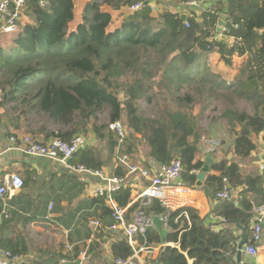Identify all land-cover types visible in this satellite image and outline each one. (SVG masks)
I'll use <instances>...</instances> for the list:
<instances>
[{
  "label": "trees",
  "instance_id": "16d2710c",
  "mask_svg": "<svg viewBox=\"0 0 264 264\" xmlns=\"http://www.w3.org/2000/svg\"><path fill=\"white\" fill-rule=\"evenodd\" d=\"M146 2L92 0L84 11L82 24L70 31L75 20L74 0H26L25 15L33 22L12 37L9 49L0 48V91L3 106L9 108L6 118L14 129L23 128L42 144L54 139L70 142L75 136H88L92 131L109 151L125 149L122 155H128L133 163V155H139L144 146L150 165L156 162L168 167L180 160L183 182L193 187L205 166L198 160L203 152L195 106L206 109L207 101L225 99L234 105L235 98L251 103L255 106L254 115L234 107L226 109L221 119L231 126V150L238 160H246L258 149L254 137L264 133V0H227V4H219V11L206 14L203 21L196 17L182 20L166 13L160 31L149 27L154 19ZM102 3L113 9L144 5L128 15L119 30L110 32L113 17L102 11ZM222 12L229 20L227 34L238 39L233 47L215 40ZM215 52L228 66L235 55L248 56L235 82L223 81L207 63H202ZM127 75L130 78L122 80ZM121 94L125 95L123 102ZM144 101L155 103L158 112L145 115L140 109ZM14 103L18 107L11 108ZM109 113V123L121 120L129 131L124 143L108 129L109 123H99V116ZM3 121L4 116L0 115V123ZM32 123L41 126L31 131ZM40 136H45V140H40ZM223 144L222 141L218 151ZM71 164L99 171L107 165L99 145L79 151ZM213 170L219 174L207 177L204 191L216 201L214 213L229 224L225 232L208 230L198 212L190 207L172 211L157 199L142 207L148 217L168 216L167 243L176 246L163 247L159 263L189 264L192 259L195 264H229L226 254H236L240 243V237L233 234L236 222L246 228L249 242L254 205L245 198L237 201L233 195L231 200L223 201L218 195L226 189L232 194L233 190L247 186L243 196L248 192L264 196V176L243 178L236 162L216 163ZM126 174L118 166L115 175ZM131 196V188L115 195L116 204L127 209V221L141 207L136 203L128 210ZM104 210L111 219L110 226L113 209ZM2 212L0 205V231L4 226ZM139 240L143 241L141 237ZM146 240L149 246L161 242L154 229L147 233ZM0 249L18 255L3 246L1 240ZM132 253L133 248L124 237L112 248L114 259L129 258Z\"/></svg>",
  "mask_w": 264,
  "mask_h": 264
},
{
  "label": "crops",
  "instance_id": "0c3cea01",
  "mask_svg": "<svg viewBox=\"0 0 264 264\" xmlns=\"http://www.w3.org/2000/svg\"><path fill=\"white\" fill-rule=\"evenodd\" d=\"M4 1L6 0H0V4ZM91 1L74 0L75 20L70 25V31H75L82 24L84 11L87 4ZM222 3L227 4V0H205L192 6L185 5L187 3H180L177 0H147L145 6L149 7L154 19L149 23V27L153 31H160L164 25L163 17L166 13L174 14L180 18L185 16L186 20L190 17H196L199 21H203L206 14H214L215 11H219V4ZM102 4H104L102 11L111 13L113 17L109 26L110 32L119 30L126 17L132 13L129 6L113 9L107 3ZM222 14L226 13L222 12ZM32 22V18L25 15L20 22L19 33ZM228 22L227 16L226 27L224 28L225 34L218 32L217 24L215 40H220L227 44L228 47H233L238 42V39L227 34ZM13 36H4L0 48L9 49ZM247 59V55L243 57L235 55L232 59V65L228 66L222 60V56L215 52L207 55L204 61H201L202 63H207V66L221 76L223 81L231 83L240 77L242 66ZM1 81L2 77L0 75V83ZM239 110L246 111L249 115L255 114L253 111ZM2 115L4 116V121L0 123V182H3L8 176L18 174L24 180L25 185L22 190L7 195L3 199L0 198V205L3 209L1 223L4 225L3 230L0 231L1 244L18 252L21 258L20 264L74 263L78 259H81V264H113L112 248L115 243L120 241L121 238H125V236L122 232L111 233L108 230V227H110L108 224L111 223V219L106 215L104 209L110 208V206L106 201L102 203L101 200L103 198L95 195L98 179L94 176L89 177L71 172L61 162L32 158L23 151L14 149L11 144L12 137L29 134L23 128L14 129V126L8 124L6 115ZM40 126L41 124L32 123L30 130L36 131ZM226 126L228 127L225 129L213 125L208 128L213 136L217 137L218 135L224 143L220 151L212 154L215 160L214 164L236 162L239 165V173L243 178H262L264 176V172L261 169L264 161V133L254 137V142L257 144L258 149L246 160H238L233 150H231L233 146L232 140L234 139V136L230 134L231 126L228 124ZM85 138L88 141V147L99 145L103 149V157L107 163L104 171L110 176L115 175L119 166V158L123 156L125 149L118 147L115 152L109 151L106 148V144H101L92 131ZM40 140L44 141L45 136H40ZM202 147H200V150L203 154L198 155V160L205 163L208 151L206 152L204 148L202 150ZM147 151L148 149L143 146L139 155H133L135 164L148 170L159 172L160 170L155 166L156 162H152L150 165ZM213 166L211 173L207 177L219 174L213 170ZM200 173H198V176ZM207 177L202 187L198 186L197 183L193 187L185 185L182 177L178 185L185 188V190H170L166 194L168 209L177 211L190 207L198 212L208 230L222 233L228 229L229 224H226L214 213L217 205L216 201L207 197L204 191ZM146 188L145 183L143 185L139 183L136 187L131 188L132 201L128 210L133 204L137 203L140 205V202H136V199ZM247 190V186L240 187L233 190L232 195L237 201L245 198L254 205L253 217L250 221V230H252L257 224V216L264 210V196L258 197L252 192H248L243 196V193L247 192ZM5 210L8 213V218L5 216ZM95 221H99L102 227L98 228L95 226ZM130 221L127 222L130 223ZM240 226L243 227L241 224ZM232 228L234 236H238L241 239V229L237 225ZM154 230L157 231L156 228ZM152 245L156 247L162 246V248L176 246L174 243H167L164 246L161 242L160 245L155 243ZM177 247L179 248V246ZM160 253L161 251L159 250L151 257L147 256L145 258L143 256L136 261V264H161L158 261ZM84 255H86L85 260H83ZM235 257L236 254H231L230 252L226 254V260L229 261V264H239L235 261ZM242 261L243 264H257V261L244 253ZM188 262L189 264H195L192 259L188 260Z\"/></svg>",
  "mask_w": 264,
  "mask_h": 264
},
{
  "label": "built area",
  "instance_id": "2783aa9c",
  "mask_svg": "<svg viewBox=\"0 0 264 264\" xmlns=\"http://www.w3.org/2000/svg\"><path fill=\"white\" fill-rule=\"evenodd\" d=\"M41 5H45V2L41 1ZM143 5V3H138L130 7V11L141 10ZM185 5L192 6L197 5V3L191 2ZM26 8V0H6L0 4V45L4 36L15 35L20 32L19 25L25 16ZM187 27H189L188 24ZM3 103L4 97L0 91V115L4 112ZM108 129L119 138L120 143H124L129 134V131L121 120L109 123ZM208 142L210 144V148L207 149L208 153L213 154L221 148L220 142L216 140L206 141V144ZM11 144L14 149L23 151L32 158L36 157L61 162L71 172L73 171L89 177L94 176L98 179L95 195L105 199L107 204L113 209V222L108 227L109 232H122L127 239L128 245L133 248V253L129 258L114 259L113 264H136V261L143 256L145 258L147 256L151 257L161 250L162 246H149L147 243V233L156 227L153 224V217L146 216L142 211V207L150 204L152 199H157L168 209L166 194L170 190H185V188L178 185L184 173V167L180 160H175L168 167H162V171L158 170L159 172H155L151 169L148 170L140 167L138 164L133 163L128 155H123L119 158V166L123 167L127 171V174L124 177H119L117 175L110 176L105 171L71 164L74 156L79 151L88 147V141L82 135L75 136L70 142L54 139L47 144L37 142L30 135H15L11 139ZM261 169L264 172V161ZM139 183L142 185L145 183L147 188L138 195L136 202H140L141 207L135 212L129 223L126 219L127 209L121 208L116 204L115 195L126 189L136 187ZM24 185V180L18 174L8 176L3 182H0V198L3 199L7 195L22 190ZM218 199L229 201L232 199V194L226 189L218 195ZM4 213L8 218L6 210ZM160 220L164 228L169 231L167 224L168 216H164ZM256 222L257 224L251 230L249 242L244 247L243 253L257 261V264H264V229L262 227V218H257ZM94 224L98 228L102 227L99 221H95ZM139 237L143 239L142 242L139 240ZM20 259L18 255L14 256L11 252L0 249V264H20ZM85 259L86 255L83 256V260Z\"/></svg>",
  "mask_w": 264,
  "mask_h": 264
},
{
  "label": "rangeland",
  "instance_id": "374dc122",
  "mask_svg": "<svg viewBox=\"0 0 264 264\" xmlns=\"http://www.w3.org/2000/svg\"><path fill=\"white\" fill-rule=\"evenodd\" d=\"M130 78V75H127L125 78H123L122 80L127 81V79ZM235 104L231 105L227 99L222 100V101H207L206 104V110L205 109H201V107H199L198 105L195 106V114L198 116V120H199V127H201L200 129V133H201V146H203L204 149L210 148V144L209 142L206 144V141L209 140H216L218 142L221 143V138L217 135L213 136L210 132L211 130H209L208 128L213 125L215 127H222V128H227L228 126H226L228 124V122L225 120H222V116H220L221 114L223 115L226 109H232L234 107H237V109H241V110H249L250 112H254L255 113V106H253L251 103H247L246 101H241L238 98L234 99ZM12 107H18L16 103L12 104ZM140 109H142L143 113L145 115H153L155 113L158 112V108L157 105L155 103L149 104L146 103L145 101L142 102L140 104ZM4 112L3 114L6 115L9 108H3ZM205 110V111H204ZM197 111V113H196ZM199 112V113H198ZM100 120L99 123L103 124V123H109V118H110V113L109 114H105V115H100L99 116ZM219 120V121H217ZM220 134V133H219Z\"/></svg>",
  "mask_w": 264,
  "mask_h": 264
},
{
  "label": "water",
  "instance_id": "95a60500",
  "mask_svg": "<svg viewBox=\"0 0 264 264\" xmlns=\"http://www.w3.org/2000/svg\"><path fill=\"white\" fill-rule=\"evenodd\" d=\"M182 20H186V17L184 16V18H182ZM226 22H227V15L222 14V16L218 22V27H217L218 32L220 34H223V33L225 34L224 28L226 27ZM124 97H125V95L121 94V96H120L121 102L124 101ZM202 150H203V147H202ZM214 163H215L214 157L212 156L211 153H208L206 158H205V163H204L205 166L203 167L200 175L198 176V182H197L198 186H200V187L203 186L202 184L205 181L207 175L211 173L212 166L214 165ZM155 166H157V168L160 171H162V166L159 163H156ZM260 217L262 218V222H263L262 227L264 229V210L262 212H260L259 216H257V218H260ZM153 224L155 225V227H156V229L160 235L161 243L164 246H166L167 245V238L169 236V232L164 228L163 224L161 223L160 218L154 217L153 218ZM236 225L238 228L241 229L242 235H241V239L239 241L240 243L238 244L235 261H237V263H239V264H243V261H242L243 260V249L247 244V241H246L247 230H246V228L240 226L239 222H236ZM229 259H231V257H229ZM56 264H81V259H78L74 263L57 262Z\"/></svg>",
  "mask_w": 264,
  "mask_h": 264
}]
</instances>
